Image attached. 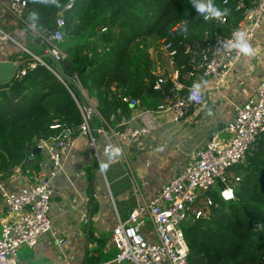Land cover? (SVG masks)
Wrapping results in <instances>:
<instances>
[{
  "label": "trees",
  "instance_id": "1",
  "mask_svg": "<svg viewBox=\"0 0 264 264\" xmlns=\"http://www.w3.org/2000/svg\"><path fill=\"white\" fill-rule=\"evenodd\" d=\"M28 1L31 23L43 34L55 30L56 19L64 17L60 49L65 56L58 62L44 58L56 73L37 63L24 76L18 71L30 61L21 60L15 76L0 84V174L4 179L16 167L32 163L25 159L40 140L61 131L51 126L62 125L72 138L80 133L83 100L89 104L82 91L96 99L99 116L113 128L123 130L122 120L134 112L125 97L156 108L174 81L167 77L160 89H154L159 77L146 40L170 42L176 50L175 68L179 75L188 74L192 55L187 48L195 42L202 44L206 36L213 40L216 33L228 35L242 20L235 5H223L222 0L211 3L227 10L223 24L215 18L205 21L196 11L195 4L207 6L209 0H75L69 10V0ZM99 116L93 117V132L102 124ZM237 167L233 176L240 177L236 199L225 202L212 192L211 215L183 225L189 264H261L264 134L250 147L245 163Z\"/></svg>",
  "mask_w": 264,
  "mask_h": 264
},
{
  "label": "built area",
  "instance_id": "2",
  "mask_svg": "<svg viewBox=\"0 0 264 264\" xmlns=\"http://www.w3.org/2000/svg\"><path fill=\"white\" fill-rule=\"evenodd\" d=\"M223 5L234 4L236 10L242 13V20L228 35L215 34L213 40L207 36L204 42H195L187 48L192 55L191 77L214 80L219 87L223 85L237 62L244 56L237 49L226 48L234 40V33H244L245 41L251 45L264 20V0H222ZM75 0H69L66 9H71ZM30 9L28 0H0V10L4 16L16 20L25 31L32 34L55 62L60 61L64 52L60 43L64 41L66 21L63 16L56 19L55 30L43 34L34 29L26 21ZM218 23H225L226 17L215 18ZM14 44L20 49L19 58L29 60L28 66L18 71L24 76L29 69H34L37 63L47 66L56 73L55 68L40 58L23 43L17 40L8 30L0 25V53L8 45ZM172 63L176 55L170 42L165 43ZM28 57L29 59H24ZM179 74L178 70L176 71ZM167 81V77H159L154 89L158 90ZM194 85V84H193ZM193 85L180 87L173 83L170 91L165 93L161 103L155 109H141L137 99L125 97L134 109L129 122H138L136 128L118 129L110 127L102 119L96 109V104L87 95L88 107H81L84 122L79 135L90 138L99 168L103 164L102 155H110L118 147L137 142L142 137L147 138L158 129L160 122L156 116L162 112L174 114L176 121L183 119L193 106L202 105L207 98V89L200 87L194 90ZM85 96V95H84ZM190 97H192L190 99ZM94 115H98L102 124L93 132L91 123ZM61 131L48 139H42L37 144L47 160L44 166L50 165L33 185L19 190H9L0 184L3 197L10 218L0 217V264H19L17 255L21 246L34 247L41 236L52 232L50 217L52 181L58 171L63 168L64 151L70 147V130L60 124L51 126ZM223 131L230 134L227 139L217 135L212 136L203 146L199 147L190 157L188 164L180 169L169 182L149 203L139 206L130 214L128 221H119L112 231V241L117 249L116 262L131 264H189V252L183 225L211 215V208L215 201L211 196L216 192L222 201L229 202L236 199L235 186L240 177L230 178L227 171L246 161L247 153L252 145L264 134V77L256 91L241 105L234 107L233 118L226 123ZM109 133L108 141L102 151L99 150L96 134ZM36 154L31 153L25 159L33 162ZM102 173L104 169L101 170ZM220 186L219 189H216ZM230 193L229 195H225ZM146 214L152 224L155 239L150 240L143 234ZM60 243H64L60 241ZM264 264V255L261 257Z\"/></svg>",
  "mask_w": 264,
  "mask_h": 264
},
{
  "label": "crops",
  "instance_id": "3",
  "mask_svg": "<svg viewBox=\"0 0 264 264\" xmlns=\"http://www.w3.org/2000/svg\"><path fill=\"white\" fill-rule=\"evenodd\" d=\"M26 21L32 24L29 14ZM0 25L35 54L44 52L32 34L16 20L4 16L2 10ZM250 47L253 55H244L223 85L218 87L214 80H193L207 89V98L202 105L193 106L183 119L176 121L174 114L162 112L156 116L160 126L149 137L127 144L122 150L117 147L110 155H102L103 164L107 165L103 173L95 164L90 138L79 134L73 137L70 147L64 151L63 168L52 181V232L41 236L34 247L21 246L17 255L19 264H131L116 262L113 229L119 221H128L133 210L151 202L162 186L188 164L199 147L214 135L220 137L226 123L233 118L234 107L256 91L264 77V20ZM19 53L14 44L0 53V84L13 78L20 64ZM187 75L180 82L172 80L180 87L191 86ZM91 100L97 104L95 98ZM141 109L155 108L141 104ZM129 119L122 120L125 128L140 125ZM96 137L102 151L109 133L98 132ZM39 156L34 161L38 167L32 162L16 167L8 178L0 174V184L13 191L33 185L50 167L44 166L45 155ZM0 217L10 218L1 193ZM141 218L144 236L154 240L149 217L144 214Z\"/></svg>",
  "mask_w": 264,
  "mask_h": 264
},
{
  "label": "rangeland",
  "instance_id": "4",
  "mask_svg": "<svg viewBox=\"0 0 264 264\" xmlns=\"http://www.w3.org/2000/svg\"><path fill=\"white\" fill-rule=\"evenodd\" d=\"M165 41L162 42H156L152 38L146 40V46L148 50V55L150 57V60L152 61V64L154 66V71L158 77H168L170 79L175 78V82L182 81V76L185 74H177V69L174 66V63H172L171 58L169 56V53L167 49H165ZM39 56L45 54L43 50L36 52ZM44 59V58H43ZM189 77L190 83L193 85L195 80H201L202 78L198 76L191 77L190 75H187ZM194 80V81H193ZM188 82V81H187ZM85 97L87 94L85 91H82ZM230 137V134L223 132V134L220 135V138L227 139ZM106 160L104 159V162ZM237 166L230 168L227 171V174H229L230 178L234 176V174L237 172Z\"/></svg>",
  "mask_w": 264,
  "mask_h": 264
},
{
  "label": "clouds",
  "instance_id": "5",
  "mask_svg": "<svg viewBox=\"0 0 264 264\" xmlns=\"http://www.w3.org/2000/svg\"><path fill=\"white\" fill-rule=\"evenodd\" d=\"M196 11L203 17L205 21L211 19V18H222L227 15V10H219L213 4L211 3V0H209L207 6L203 4H195ZM226 48H232L237 49L239 53L245 55V56H251L253 55V49L249 46V44L244 39V33L237 31L234 33V40L229 45H225ZM201 85L200 84H194L193 88L196 91H199ZM192 97H190L191 99ZM101 170L105 169L107 165L102 164ZM230 193H226L225 195H229Z\"/></svg>",
  "mask_w": 264,
  "mask_h": 264
},
{
  "label": "water",
  "instance_id": "6",
  "mask_svg": "<svg viewBox=\"0 0 264 264\" xmlns=\"http://www.w3.org/2000/svg\"><path fill=\"white\" fill-rule=\"evenodd\" d=\"M40 58H45V57H51L49 54H43V55H40L39 56ZM18 68V67H17ZM17 68H16V70H15V72H14V74H13V77L15 76V74H16V72H17ZM6 82H8V81H6ZM83 104L86 106V107H88V105H86V101L85 100H83ZM33 153L34 154H36V155H40L41 154V151H40V149L38 148V147H35L34 149H33Z\"/></svg>",
  "mask_w": 264,
  "mask_h": 264
}]
</instances>
